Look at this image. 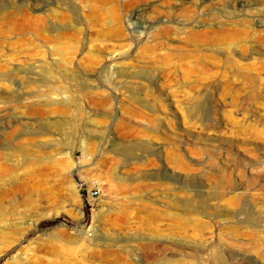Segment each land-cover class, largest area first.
Masks as SVG:
<instances>
[{"label":"rangeland","instance_id":"1","mask_svg":"<svg viewBox=\"0 0 264 264\" xmlns=\"http://www.w3.org/2000/svg\"><path fill=\"white\" fill-rule=\"evenodd\" d=\"M0 264H264V0H0Z\"/></svg>","mask_w":264,"mask_h":264},{"label":"bare ground","instance_id":"2","mask_svg":"<svg viewBox=\"0 0 264 264\" xmlns=\"http://www.w3.org/2000/svg\"><path fill=\"white\" fill-rule=\"evenodd\" d=\"M103 3V2H102ZM105 3V2H104ZM51 9V8H50ZM60 15H61V13H60ZM64 15V14H63ZM211 17V16H210ZM57 18V17H56ZM66 18V17H65ZM65 18H63L64 20H65ZM60 20V19H59ZM63 20V21H64ZM61 21H62V18H61ZM225 34V33H224ZM245 34V33H244ZM217 38V37H216ZM229 39V38H228ZM231 44V43H230ZM207 59V58H206ZM69 76H71L72 78L73 77H75L76 75H75V73H72L71 75H69Z\"/></svg>","mask_w":264,"mask_h":264},{"label":"built area","instance_id":"3","mask_svg":"<svg viewBox=\"0 0 264 264\" xmlns=\"http://www.w3.org/2000/svg\"><path fill=\"white\" fill-rule=\"evenodd\" d=\"M97 193H98V190H95V191H93L92 194L94 195V194H97Z\"/></svg>","mask_w":264,"mask_h":264}]
</instances>
